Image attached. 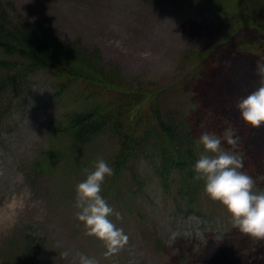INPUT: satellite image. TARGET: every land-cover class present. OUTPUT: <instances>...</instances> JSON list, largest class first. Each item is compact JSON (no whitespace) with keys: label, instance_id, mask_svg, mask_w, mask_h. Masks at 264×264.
I'll use <instances>...</instances> for the list:
<instances>
[{"label":"rangeland","instance_id":"1","mask_svg":"<svg viewBox=\"0 0 264 264\" xmlns=\"http://www.w3.org/2000/svg\"><path fill=\"white\" fill-rule=\"evenodd\" d=\"M259 1L264 6V0ZM0 5L13 22L47 20L61 39L96 48L103 62L116 64L134 85L175 83L179 90L166 97V105L189 108L196 142L202 131L222 134L225 127L234 128L237 143H222L243 158L254 190L264 191V136L258 137L261 153L253 160L246 149L253 126L240 118L236 107L246 95V76L258 58L230 55L240 43L264 41L263 33L244 28L225 38L223 26L201 0H0ZM216 43L221 45L208 57L196 55ZM216 52L229 57L234 84L237 79L240 86L231 98L212 87ZM59 84L45 72L35 73L0 127V264H22L19 253L26 228H31L34 256L26 264H69L70 258L61 255L64 249L94 256L99 264H206L213 256L229 253L243 264H264V238L242 232L204 188L190 211L163 192L144 164L134 168L143 185L130 199L131 213L116 199L119 183L110 175L102 184V194L121 213L111 219L127 233V242L110 251L104 241L88 234L75 216L76 184L94 161L108 160L115 145L98 138L69 149V141L55 129L88 100L75 85L55 94ZM52 144L64 150L62 157L49 172L34 171L32 162Z\"/></svg>","mask_w":264,"mask_h":264},{"label":"trees","instance_id":"2","mask_svg":"<svg viewBox=\"0 0 264 264\" xmlns=\"http://www.w3.org/2000/svg\"><path fill=\"white\" fill-rule=\"evenodd\" d=\"M201 1L204 10L223 26L225 38L244 28L264 34V6L259 0ZM220 45L216 43L196 55L204 59ZM0 52V127L15 102L27 91L35 73L45 72L57 78L60 81L57 95L75 85L88 102L67 113L55 132L69 141V149L82 148L98 138L114 143L115 149L108 158L114 169L111 180L122 187L116 199L124 201L128 213H131L130 199L139 195L143 185L134 172L139 164L151 169L163 192L175 203L185 204L193 211L204 183L192 167L200 152L189 108L166 105V97L174 94L173 84L148 82L136 86L122 77L115 64L103 62L96 48H86L78 40L60 39L46 20L13 22L1 5ZM236 54L264 58V41L240 43L230 55ZM213 61L212 87L218 95L231 98L240 86L237 79L234 84L230 59L216 52ZM255 66L254 60L246 76V95L259 85ZM250 130L253 134L246 149L255 160L261 153L258 137L264 136V123ZM63 151L54 144L41 150L40 157L32 162V169L38 173L51 171ZM24 232L19 253L20 258L24 256L22 264L34 259L30 252L31 228ZM229 255L213 256L206 264H243L242 259Z\"/></svg>","mask_w":264,"mask_h":264},{"label":"clouds","instance_id":"3","mask_svg":"<svg viewBox=\"0 0 264 264\" xmlns=\"http://www.w3.org/2000/svg\"><path fill=\"white\" fill-rule=\"evenodd\" d=\"M254 71L259 85L241 97L236 107L245 123L259 126L264 123V58L256 61ZM234 133L231 126L225 127L222 134L202 131L197 143L202 145L203 151L198 153L192 167L196 177L203 180L205 193L225 207L234 225L253 237L264 238V191L254 190L253 177L243 170V158L222 143L235 145L239 137ZM113 171L109 161L100 157L75 189V216L86 232L104 241L110 251H116L128 240L123 228L111 219L112 215L120 216L121 213L115 211L102 194V184ZM61 255L70 258L69 264H99L94 256L79 250L64 249Z\"/></svg>","mask_w":264,"mask_h":264}]
</instances>
